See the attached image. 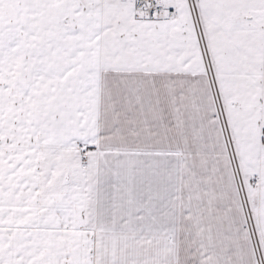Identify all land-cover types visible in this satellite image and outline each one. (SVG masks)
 Listing matches in <instances>:
<instances>
[{
  "label": "snow or ice",
  "instance_id": "snow-or-ice-1",
  "mask_svg": "<svg viewBox=\"0 0 264 264\" xmlns=\"http://www.w3.org/2000/svg\"><path fill=\"white\" fill-rule=\"evenodd\" d=\"M0 264H264V0H0Z\"/></svg>",
  "mask_w": 264,
  "mask_h": 264
}]
</instances>
